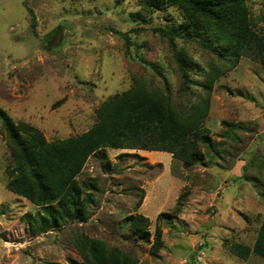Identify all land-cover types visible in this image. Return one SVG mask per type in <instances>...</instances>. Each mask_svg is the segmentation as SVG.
Returning a JSON list of instances; mask_svg holds the SVG:
<instances>
[{
    "label": "rangeland",
    "instance_id": "rangeland-1",
    "mask_svg": "<svg viewBox=\"0 0 264 264\" xmlns=\"http://www.w3.org/2000/svg\"><path fill=\"white\" fill-rule=\"evenodd\" d=\"M246 3L263 35L264 0ZM181 22L175 7L148 11L140 0H0V109L48 143L65 140L87 132L100 105L133 78L159 85L150 64L166 77L173 103L184 107L196 90H179L163 32ZM174 42L200 66L212 60L193 44ZM202 126L216 151L186 167L166 152L105 149L89 157L76 179H93L99 190L83 218L54 227H36L39 208L6 190L9 151L0 126V264L80 261L73 240L82 234L138 264L260 263L233 256L225 243L252 246L264 214V65L243 56L217 78ZM138 190L144 197L135 210ZM136 213L148 219L150 241L160 229L156 257L122 228ZM159 213L169 216L156 221Z\"/></svg>",
    "mask_w": 264,
    "mask_h": 264
},
{
    "label": "trees",
    "instance_id": "trees-1",
    "mask_svg": "<svg viewBox=\"0 0 264 264\" xmlns=\"http://www.w3.org/2000/svg\"><path fill=\"white\" fill-rule=\"evenodd\" d=\"M145 10L175 7L182 22L163 31L169 38L183 94L194 91L193 101L184 107L171 100L170 86L159 68L150 64L160 84L150 79L133 78L129 89L108 97L96 110V122L85 133L51 143L35 128L13 123L0 109V126L6 137L9 164L5 168V188L39 208L38 226H56L61 220L83 218L87 205L94 200L98 186L90 179L79 183L78 175L91 156L105 149L166 152L186 167L205 160L215 150L208 131L202 126L214 81L233 68L245 56L264 65V34L254 29L246 0H140ZM26 5L27 2L25 1ZM30 28L36 34L31 9ZM260 20V19H259ZM264 22V18H263ZM174 38L193 44L212 57L205 67L176 49ZM200 145L205 151L200 149ZM134 205L137 210L144 197ZM166 213H159L156 221ZM149 221L141 214L125 218L123 229L134 240L150 244L149 255L162 248L161 232L155 228L152 241ZM80 261L66 258L68 264H138L137 259L86 235L73 240ZM233 256L247 261L250 257L264 264V214L252 246L226 242Z\"/></svg>",
    "mask_w": 264,
    "mask_h": 264
}]
</instances>
